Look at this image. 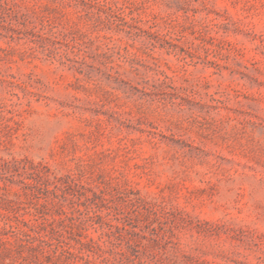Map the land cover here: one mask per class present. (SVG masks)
<instances>
[{"label":"rangeland","instance_id":"rangeland-1","mask_svg":"<svg viewBox=\"0 0 264 264\" xmlns=\"http://www.w3.org/2000/svg\"><path fill=\"white\" fill-rule=\"evenodd\" d=\"M0 264H264V0H0Z\"/></svg>","mask_w":264,"mask_h":264}]
</instances>
